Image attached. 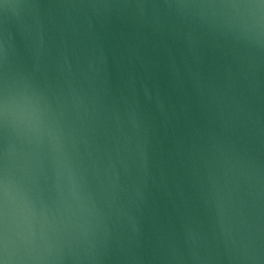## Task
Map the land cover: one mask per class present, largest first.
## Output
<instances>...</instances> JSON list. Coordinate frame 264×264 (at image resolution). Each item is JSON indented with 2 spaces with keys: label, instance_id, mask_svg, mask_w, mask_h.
<instances>
[{
  "label": "water",
  "instance_id": "1",
  "mask_svg": "<svg viewBox=\"0 0 264 264\" xmlns=\"http://www.w3.org/2000/svg\"><path fill=\"white\" fill-rule=\"evenodd\" d=\"M0 264H264V0H0Z\"/></svg>",
  "mask_w": 264,
  "mask_h": 264
}]
</instances>
